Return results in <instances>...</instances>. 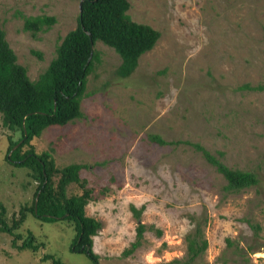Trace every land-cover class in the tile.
<instances>
[{
    "label": "rangeland",
    "instance_id": "1",
    "mask_svg": "<svg viewBox=\"0 0 264 264\" xmlns=\"http://www.w3.org/2000/svg\"><path fill=\"white\" fill-rule=\"evenodd\" d=\"M79 0H0V25L30 79L76 25ZM132 20L159 31L126 75L119 54L100 40L80 98L82 115L51 124L21 149L48 151L55 167L77 162L91 189L84 213L101 221L92 235L99 264H165L185 254V233L201 223L207 246L197 264H264V0H128ZM54 21L31 33L23 16ZM166 143H157L149 134ZM11 131L0 116V202L6 220L30 205L36 180L6 158ZM191 142L257 182L230 189ZM58 173L52 176L54 183ZM66 194L79 193L74 181ZM130 205L141 208L138 217ZM140 244L127 255L135 226ZM148 225H151V227ZM155 227L161 229L156 235ZM13 235L0 230V264H90L70 242V220H40L29 211ZM33 233L37 249L17 244Z\"/></svg>",
    "mask_w": 264,
    "mask_h": 264
},
{
    "label": "trees",
    "instance_id": "2",
    "mask_svg": "<svg viewBox=\"0 0 264 264\" xmlns=\"http://www.w3.org/2000/svg\"><path fill=\"white\" fill-rule=\"evenodd\" d=\"M80 1L76 25L64 33L55 47V55L35 79H30L25 67L16 61L15 53L0 25L1 124L11 131H19L15 139L9 138L6 158L16 165L26 166L27 174L37 181L30 205L21 206L17 214L11 216L10 222L6 220L5 207L0 202V230L11 233L14 243L16 238H20L15 230L24 220L27 211L44 221L57 218L70 220L75 230L70 242L71 249L83 251L90 259V264H99L98 255L91 246L92 235L100 228L101 221L84 213L91 189L85 185V179L79 176L81 164L70 162L57 168L48 151L35 153L31 147L24 150L21 147L39 135L46 126L61 125L82 115L80 98L84 92L86 75L96 57L92 47L94 41L100 40L119 54L120 62L116 68L120 74L126 75L135 68L138 57L154 45L159 31L147 23L132 20L126 12L128 0ZM54 19L53 15L47 14L25 15L22 27L34 33L43 25L51 24ZM149 137L157 143L172 142L155 133L149 134ZM191 144L223 175L228 188L240 189L257 182L253 171L231 168L201 144ZM56 173L58 177L54 183L52 176ZM71 181L78 184L81 192L66 194L65 186ZM130 207L138 217L142 207ZM145 229L144 223L136 224L134 239L122 249V254H130L140 244ZM154 230L156 235H160L159 227ZM184 239V256L174 257L165 264L198 263L207 246L199 221L194 222ZM38 246L33 241L31 231L17 244L19 248L33 250ZM44 258H50V264H62L49 253H45Z\"/></svg>",
    "mask_w": 264,
    "mask_h": 264
},
{
    "label": "water",
    "instance_id": "3",
    "mask_svg": "<svg viewBox=\"0 0 264 264\" xmlns=\"http://www.w3.org/2000/svg\"><path fill=\"white\" fill-rule=\"evenodd\" d=\"M80 2H81V1L79 0V1H78V10L80 9ZM17 143H18V142H17ZM17 143H16V144H17ZM16 144H15V145H16ZM15 145H14V146H15ZM8 153H9V152H8Z\"/></svg>",
    "mask_w": 264,
    "mask_h": 264
}]
</instances>
